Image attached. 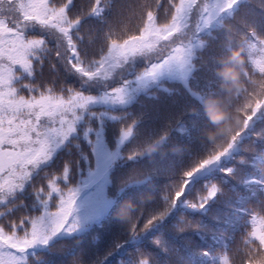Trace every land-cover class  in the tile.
Segmentation results:
<instances>
[{
	"label": "snow or ice",
	"instance_id": "snow-or-ice-1",
	"mask_svg": "<svg viewBox=\"0 0 264 264\" xmlns=\"http://www.w3.org/2000/svg\"><path fill=\"white\" fill-rule=\"evenodd\" d=\"M250 3L252 0H0V264H34L33 257L35 264H49L37 252L51 257L65 250L70 257L67 264H89L79 246L90 225L116 202L106 193L82 197L97 176L87 156L83 162L77 158L75 169L71 161L66 160L59 170L51 168V162L76 131L83 113L91 111L99 100L123 105L133 80L146 84L167 75L190 87V77L199 67L195 63L197 49L205 46L199 34L213 25L226 31V52L243 43L244 84L222 88L224 94L219 96L193 94L204 104L213 127L218 124L209 113L210 96L220 98L212 103V110L221 106L230 109L227 119L233 123L216 139L207 135L212 145L208 154L161 190L160 208L145 214L144 202L153 195L141 193L138 201L131 198L136 202L132 215L122 222L129 240L160 225L181 203L192 177L233 151L254 118L264 113V31L238 15ZM86 20L99 23L86 24ZM128 23H134V28L127 27ZM212 59L218 62L217 57ZM137 60L143 61V67L131 72L129 78L118 74V69L135 68ZM46 66L55 74L50 81L38 83ZM61 66L79 79V87L63 81ZM115 76L117 83L110 84ZM101 83L102 92L93 93L91 88ZM92 115L97 113L92 111ZM123 115L126 113L110 114L117 122ZM135 123L120 124L114 157L120 156V147L135 135ZM93 131L90 126L84 133L89 141ZM166 136L153 143L162 144ZM151 144L130 147L124 153L126 160L138 162L151 153ZM225 171L233 173L232 168ZM146 179L132 168L121 181L120 191L132 189L135 196L136 186ZM26 186L34 197L32 205L21 198ZM218 193L223 191L213 183L197 198L183 203L203 209ZM244 225L235 245H225L215 253L201 249L200 254L210 257L213 264H264V196L246 209ZM200 227L183 217L178 224L180 231ZM127 242L120 241L116 247ZM154 243L168 251L161 237L154 238ZM134 264L159 261L153 260L152 253L138 250Z\"/></svg>",
	"mask_w": 264,
	"mask_h": 264
},
{
	"label": "trees",
	"instance_id": "trees-1",
	"mask_svg": "<svg viewBox=\"0 0 264 264\" xmlns=\"http://www.w3.org/2000/svg\"><path fill=\"white\" fill-rule=\"evenodd\" d=\"M261 5H264V0H252V3L241 8L238 15L256 22L264 31V8ZM108 15L111 16L112 12L110 11ZM84 23L98 24L99 21L86 20ZM126 26L134 28L135 25L128 23ZM199 35L205 41V46L197 49L195 63L199 67L190 77V87L177 79L162 77L141 89L126 104H96L91 111L84 112V120L76 125V131L57 151L51 162L50 167L59 170L66 160L71 161L75 169L77 158L83 162L87 156L93 166L95 155L92 142L85 137L84 130L91 126L95 129L90 133L94 140L101 133L105 141L115 148L119 139L120 124L136 122L135 135L120 147L121 154L108 172L107 192L115 197V206L90 225L87 238L79 246L83 249L84 259L89 264H122V262L134 264L138 250L152 253L153 260L159 261V264H213L210 257L200 254V250L210 249L215 253L225 245H235L244 231L246 209L264 196V184L261 183L264 181V113H259L238 142L237 149L232 152L230 158L217 168L194 177L186 189L185 196L181 198V203L156 228L136 240H129L126 225L116 216L119 206L125 200L134 198L138 201L141 193L146 196L153 195V199L144 202L145 214L160 208L163 204L161 190L172 180L179 179L184 170L192 168L212 147L207 137V130L213 126L210 124L204 104L193 93L201 95L215 93L219 96L224 94L222 88L228 89V81L218 71L227 62L225 57L228 52L223 47L226 31L213 25ZM212 57H217L218 62L214 63ZM140 67H143V61L137 60L131 72ZM130 73L124 77L130 76ZM54 74L55 72L46 66L43 77L37 82H48ZM60 75L65 83L80 86L79 79L75 75L65 73L62 66ZM91 91L97 90L91 88ZM92 111L97 115H92ZM113 112L126 113V115L121 116V120L117 122L111 119L110 114ZM165 133L167 136L164 142L154 152L145 153L135 163L126 160L124 153L130 147L153 143ZM257 134H260L259 137ZM242 157L245 159L241 160ZM132 168L148 177L144 184L136 186L135 196L132 189L126 188L124 192L120 191L121 181L127 177ZM227 168H232L233 173L226 172ZM241 177H244L243 181ZM40 179L41 177L37 175L36 180ZM213 183L221 187L223 194L218 193L203 209L185 206L184 200L197 198ZM29 193L30 187L26 186L21 198L26 204L32 205L34 197ZM181 217L198 223L201 227L180 231L178 224ZM156 235L164 236L162 242L168 249L167 252L162 251L160 246L158 248L153 246L152 239ZM120 241L128 242L117 248L116 244ZM59 243L61 242H57V247ZM63 243L71 245L70 241ZM109 251L111 255H107ZM37 255L44 256L49 264H61V262L67 264L70 259L66 250L57 251L51 257L42 252H37ZM33 261L35 264L34 257Z\"/></svg>",
	"mask_w": 264,
	"mask_h": 264
},
{
	"label": "rangeland",
	"instance_id": "rangeland-1",
	"mask_svg": "<svg viewBox=\"0 0 264 264\" xmlns=\"http://www.w3.org/2000/svg\"><path fill=\"white\" fill-rule=\"evenodd\" d=\"M133 69L134 68H127L126 67V68H123V69H118L117 72H118V74L122 73L125 76L126 74H129ZM162 77H169V76L165 75V76H162ZM126 78H129V76L126 77ZM116 80H118V76H115L114 78H112L111 81H110V84H112ZM156 81H150V82L145 84V83H141L139 81L133 80L132 83L129 85L127 100H126V102L124 104L130 102L141 89H143L147 85L152 84V83H154ZM103 87H104L103 83L98 84L95 87H92L93 89L97 90L96 92H93V93H96V94L101 93L102 90H103ZM96 104L112 105L110 103L104 102L103 100L97 101ZM83 115H84V113H83ZM83 115H82V119L77 122V125L84 120V116ZM89 127H87L86 129L84 128L85 129L84 133L86 132V130ZM69 139H70V137H69ZM90 142H92V150L95 149V151H93V153L95 155V163H94L93 166H91V168L97 172L96 183L93 184L91 187L86 188L84 190V192L82 193V197H87V196H90V195H93V194H97V193H106L108 198L114 201L115 197L112 196V195H109L108 192H107V184L109 182L108 172H109L111 166L113 165L114 161L117 159V157H114V154L116 153L117 147H115V148L111 147L109 145V143L105 141V138L103 137V135L101 133L98 134L97 139L94 140L92 138V140ZM237 146L233 149V151L237 149ZM232 152L229 155H226L223 158H221L220 161H218V162L206 167L205 169L201 170L200 172H197L192 177V179L194 177H196V176H199L200 174L207 173L209 170L217 168L222 162H224L226 159L230 158V156L232 155ZM85 175H87V173ZM190 183H191V181H190ZM106 212H104L103 215ZM158 236L161 237L162 239H164V236H160V235H156V236H154V238H156ZM154 238L152 239V242L154 244L153 246L155 248H158V246L154 243Z\"/></svg>",
	"mask_w": 264,
	"mask_h": 264
},
{
	"label": "clouds",
	"instance_id": "clouds-1",
	"mask_svg": "<svg viewBox=\"0 0 264 264\" xmlns=\"http://www.w3.org/2000/svg\"><path fill=\"white\" fill-rule=\"evenodd\" d=\"M245 47L243 43H240L238 46L232 48L230 52H228L225 60L227 61L218 71L223 75L226 81H228V89L235 88L237 85H243L244 81L241 78V65H243L245 61ZM220 99L209 98V113L211 114V118L218 124V127H211L207 130V135L211 139H216L218 133L227 132L229 126L233 123V121L227 119L230 113V109L225 107H219L218 111L212 110V103L216 100ZM223 117V119H221ZM161 144L152 143L149 145V151L152 153L157 148H159ZM135 201L131 198L125 200L119 210L116 213V216L121 222L127 221L132 215V207L135 206Z\"/></svg>",
	"mask_w": 264,
	"mask_h": 264
}]
</instances>
